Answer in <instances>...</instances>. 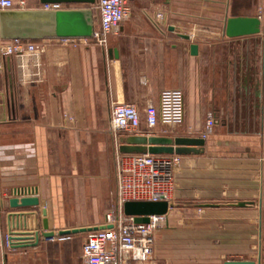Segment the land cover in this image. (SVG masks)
<instances>
[{"label": "crops", "instance_id": "crops-1", "mask_svg": "<svg viewBox=\"0 0 264 264\" xmlns=\"http://www.w3.org/2000/svg\"><path fill=\"white\" fill-rule=\"evenodd\" d=\"M25 1L27 11L0 12V49L20 37L45 52L38 75L29 58L0 55V182L3 199L24 190L21 196L39 197L40 206L0 213V264L51 242L41 235L36 247L12 250L6 244L11 231L35 237L105 224L117 153L143 137L114 134L112 107L136 105L145 129L146 107H160L166 91L182 94L183 122L160 121L154 137L203 139L208 117L215 122L204 147L180 155L174 208L184 202L205 210L210 264H264V0H129L130 17L106 47L60 42L100 30L98 0L59 4L56 13L39 10L46 5L41 0ZM234 16L260 17L262 32L226 37ZM222 149L231 153L221 155ZM249 210L257 214L256 241L242 229L228 230L229 223L242 227ZM77 235L60 241L66 250ZM84 242L74 247L78 260ZM162 258L154 252L153 264Z\"/></svg>", "mask_w": 264, "mask_h": 264}, {"label": "built area", "instance_id": "built-area-1", "mask_svg": "<svg viewBox=\"0 0 264 264\" xmlns=\"http://www.w3.org/2000/svg\"><path fill=\"white\" fill-rule=\"evenodd\" d=\"M59 5L46 4L39 9L56 13ZM100 30L89 37L61 39L63 45L94 44L102 47L108 45L109 37L118 35L121 25L130 17L129 0H98ZM25 0H0V12L27 11ZM160 20L162 15H158ZM1 54L5 57L19 56L29 58L32 68L39 72V59L45 47L26 42L14 37L1 45ZM30 62H26L25 69ZM145 129L136 105L117 102L111 111V131L116 134H129L143 137L156 136L160 121L167 125L183 122V97L178 91H166L161 96L160 107L148 105L144 115ZM213 116H209L202 133L206 140L213 132ZM118 191L117 199L120 211L118 215L109 213L104 229L87 233L82 246L83 264H153L155 233L161 225L166 224L174 207L173 194L176 189V173L183 157L178 154H125L117 156ZM128 201L167 202L170 205L168 215L151 216L148 224H136L132 217L125 216L123 205ZM8 237V236H7ZM6 237V241H7ZM71 236L60 237L58 233L50 241L70 240Z\"/></svg>", "mask_w": 264, "mask_h": 264}, {"label": "water", "instance_id": "water-1", "mask_svg": "<svg viewBox=\"0 0 264 264\" xmlns=\"http://www.w3.org/2000/svg\"><path fill=\"white\" fill-rule=\"evenodd\" d=\"M44 4H75V3H92L94 0H41ZM58 14L56 15L57 18ZM262 32V21L260 17H243L234 16L230 17L226 22L225 35L230 39L248 37L259 35ZM91 34L85 37L91 36ZM183 39L190 40L188 35H180ZM192 53L197 54V45H192ZM1 55V52H0ZM2 61L0 58V66ZM136 146L123 147L121 152L125 154H178L183 155L189 151V147L202 148L205 146L203 139H189V138H176L171 137H142L134 138ZM24 190L13 191L14 196L3 199L1 193L0 182V213L3 210H23L38 208L40 206L39 197L35 196H21ZM170 205L167 202H144V201H128L123 205V213L125 216L132 217L136 224H148L151 216L155 215H168ZM44 216L43 226L47 230L49 228V220L47 209L42 210ZM111 226H94V227H81L73 229H65L58 233L60 237H67L76 234L90 233L94 231L110 229ZM45 239H52L55 237V232L44 231L42 233L36 232L35 237L31 235L19 234L11 231L8 234L6 244L9 249H26L30 247H36L39 244L40 236ZM32 241H35L32 242ZM223 264H257L255 261H233L227 260Z\"/></svg>", "mask_w": 264, "mask_h": 264}, {"label": "rangeland", "instance_id": "rangeland-1", "mask_svg": "<svg viewBox=\"0 0 264 264\" xmlns=\"http://www.w3.org/2000/svg\"><path fill=\"white\" fill-rule=\"evenodd\" d=\"M219 153L227 155L231 152L222 149ZM114 189L113 196L110 195V198L113 197V199L111 198L112 204L109 213L113 212L118 215L120 211L117 199L118 178ZM173 201L174 204H177L175 192ZM184 204L187 205L188 203L182 202L181 206L177 207L176 205L175 208L173 207L172 214L170 213L171 216L168 218L171 219L166 224L161 225L156 231L154 252L156 253L157 251V253L161 254L163 257L162 264H210L205 254L209 250L205 251L204 248L205 234H209L211 231L209 224L204 218L205 210L202 208L184 207ZM262 211L264 212V208ZM256 215L255 211L249 210V213L243 218L244 225L242 227L229 223V234L236 232L239 234L242 229L245 239L252 234L251 237L254 236L255 240L259 228ZM252 220L254 221L253 223ZM86 237L87 233L77 235V240L70 242L73 247L68 250L64 248L66 246L64 242H47L48 244H45V247L39 250L37 254L31 253L17 256L12 264H81L74 247L75 245L81 246ZM249 241L251 242V238H249Z\"/></svg>", "mask_w": 264, "mask_h": 264}, {"label": "bare ground", "instance_id": "bare-ground-1", "mask_svg": "<svg viewBox=\"0 0 264 264\" xmlns=\"http://www.w3.org/2000/svg\"><path fill=\"white\" fill-rule=\"evenodd\" d=\"M18 232H21V231H18ZM22 232H24V231H22ZM26 232V231H25Z\"/></svg>", "mask_w": 264, "mask_h": 264}]
</instances>
